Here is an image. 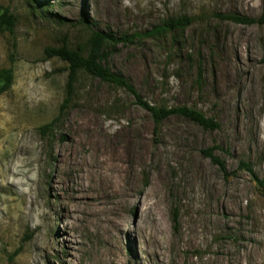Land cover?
<instances>
[{
    "label": "rangeland",
    "instance_id": "1",
    "mask_svg": "<svg viewBox=\"0 0 264 264\" xmlns=\"http://www.w3.org/2000/svg\"><path fill=\"white\" fill-rule=\"evenodd\" d=\"M5 9L17 22L14 35L0 32V69L14 70L0 95V264H101L98 237L71 230L67 242L60 185L76 174L66 165L73 154L113 176L136 164L139 202L118 208L117 187L107 201L124 229L121 264H264V189L241 168L264 181V23L218 17L264 18V0H0ZM182 17L191 22L153 34ZM94 32L118 39L104 45L102 63L145 101L198 110L219 128L171 116L156 130L126 88L85 72L61 112L69 64L47 50L88 55ZM79 129L119 158L100 160L87 144L72 151Z\"/></svg>",
    "mask_w": 264,
    "mask_h": 264
},
{
    "label": "bare ground",
    "instance_id": "2",
    "mask_svg": "<svg viewBox=\"0 0 264 264\" xmlns=\"http://www.w3.org/2000/svg\"><path fill=\"white\" fill-rule=\"evenodd\" d=\"M82 130L83 129H79L73 132L70 147L72 151L75 152L80 146L87 144L92 152L98 151V153H95V157L99 155L100 160L103 155L110 158H119L117 150L115 152L114 149H99L100 146L108 145V141H97V137L94 135L80 134ZM61 152L64 154V157L70 153L65 149H62ZM133 159L134 157L131 156L129 162ZM66 165L70 171L76 172L75 175L72 174L73 176L70 179H67L68 181H66V183L60 185V187L67 192V194L63 195L60 199L59 206L62 211V218L65 221V226L69 228V232L71 233L68 234V244L71 245L73 240L75 241L74 235H72L73 231L71 230L75 231L79 229L80 232L98 237L105 245H103L104 247L100 250V252H102L98 258L99 261L96 260L98 263L109 264L115 262V264H121V262H126L121 256V249L124 247V229L121 227L122 225L117 223L114 219L116 208L109 206L107 201L113 189L115 190L117 187L120 196L118 201H120L121 204L119 206L116 202H114V204H116L118 208L130 203L136 204L139 202L138 198H134L138 190L136 164L129 166V168L126 169L127 171H122L117 176H113L114 174L105 170L102 161L93 163L92 161L79 158L77 154L70 156L68 161L66 160ZM54 184L56 185V183ZM84 235L82 234V237ZM95 241L97 242V240ZM98 243L99 242L96 244Z\"/></svg>",
    "mask_w": 264,
    "mask_h": 264
},
{
    "label": "trees",
    "instance_id": "3",
    "mask_svg": "<svg viewBox=\"0 0 264 264\" xmlns=\"http://www.w3.org/2000/svg\"><path fill=\"white\" fill-rule=\"evenodd\" d=\"M221 19H227L241 24H254V23H264V18L252 19L247 17H238L234 15H218ZM17 19L10 13L9 9H5L4 12L0 15V32L9 33L11 35L15 34ZM191 22V19L188 17H182L178 19H170L165 22L162 26H159L154 29L153 34H161L174 31L176 29L183 28ZM118 39L113 38V36L105 35L100 32L92 33L91 38L89 39V53L84 55L81 48L76 50L69 49L67 46H62L60 48H49L47 50V55L49 57H59L63 61L69 64V76L67 83V98L61 106V112H63L67 107L75 89V83L80 72H85L93 78H98L99 80L114 85L119 88H126L130 93H132L136 99L137 104L146 110L153 118L155 129L160 128L161 123L168 119L171 116H182L187 118L203 129L214 130L219 128V123L211 118H208L202 112L183 106L176 108H166V107H157L151 105L145 101L134 89L132 85L121 75L114 73L108 67L102 63L103 55L102 50L104 45L108 42H116ZM11 64L14 63V55L10 56ZM14 83V70L13 67L0 69V95L9 91ZM56 121H53L50 124H47L41 128L43 133L49 131ZM204 153L211 159L212 163L217 165L223 173H227L225 162L214 153L213 149L204 151ZM241 168L252 174L255 181L264 189V181L260 180L258 176L254 173L253 168L250 164L242 162Z\"/></svg>",
    "mask_w": 264,
    "mask_h": 264
}]
</instances>
